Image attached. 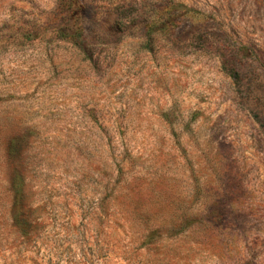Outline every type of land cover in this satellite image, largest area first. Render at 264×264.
I'll list each match as a JSON object with an SVG mask.
<instances>
[{
	"label": "rangeland",
	"instance_id": "1",
	"mask_svg": "<svg viewBox=\"0 0 264 264\" xmlns=\"http://www.w3.org/2000/svg\"><path fill=\"white\" fill-rule=\"evenodd\" d=\"M0 264H264V0H0Z\"/></svg>",
	"mask_w": 264,
	"mask_h": 264
}]
</instances>
